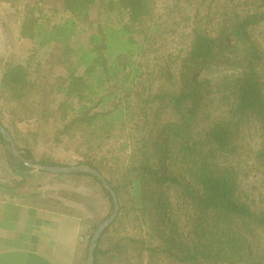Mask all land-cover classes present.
<instances>
[{
  "label": "trees",
  "instance_id": "trees-1",
  "mask_svg": "<svg viewBox=\"0 0 264 264\" xmlns=\"http://www.w3.org/2000/svg\"><path fill=\"white\" fill-rule=\"evenodd\" d=\"M43 1L54 3L57 10L71 17L48 25L43 21L39 0H34L33 6L27 5L22 35L35 47L25 62L7 67L0 85L11 104L12 121L23 123L38 118L32 107L37 87L36 57L49 44L62 46L63 55L68 56L66 62L71 63L57 86L65 100L59 107L62 123L51 136L54 144H61L66 137L79 136L82 141L76 150L83 158L88 157L100 149L103 140L110 139L118 124L125 125L131 103H138V108L143 106L141 112L146 117L145 110L157 105L151 129V118L145 120L148 136L135 151L125 186L116 184L105 174L120 201L122 191L129 192L127 184L139 183L143 191V215L156 212L157 224L152 228L162 243L156 245L152 240L129 238L137 244L139 252L164 255L181 264H264V256L251 251L255 233L264 231V210H254L239 196L240 174L229 161L231 156L239 154V139L255 120L262 136L255 160L264 177V52L251 34V29L264 21V0H258L259 4L256 0H246L254 6L243 11L232 6L217 34L210 33L197 20L189 49L176 59V75L171 72L169 61L158 64L160 85L146 96L145 89H138L136 85L142 64L135 57L146 53L136 34L150 27L154 0H118L117 10L126 21L120 27H100L87 44L78 47L73 46L79 26L75 18H88L98 0ZM72 54L76 55L74 61ZM213 62L229 64L240 71L219 85L221 102L228 109L227 115L220 119H214L208 109L211 89L198 78L200 68ZM117 81L121 82L119 90L108 88V84ZM168 111L173 118L165 117ZM200 123H204V128L196 129ZM0 143L6 148L14 172L24 177L33 169L23 158L45 165H70L50 156L38 158L30 145L17 147L16 151L1 130ZM83 163L103 173L96 161H77V164ZM70 174L93 177L113 202L111 192L98 177L82 171ZM173 186L179 187L181 199L191 204L193 236L190 242L176 235L177 224L171 226L166 219L170 208L163 195ZM148 198L154 203L152 206L147 203ZM98 226L95 224L94 230ZM107 232L108 229L95 250V264H100L103 256L113 259L128 249L120 241L108 240ZM107 240L109 247L104 245Z\"/></svg>",
  "mask_w": 264,
  "mask_h": 264
},
{
  "label": "rangeland",
  "instance_id": "rangeland-1",
  "mask_svg": "<svg viewBox=\"0 0 264 264\" xmlns=\"http://www.w3.org/2000/svg\"><path fill=\"white\" fill-rule=\"evenodd\" d=\"M14 2V0H10ZM111 0H98L90 9L89 16L86 19L75 18L78 21V30L73 38V46L87 44L89 37L96 33L100 27H120L126 18L119 15L117 10L118 0L114 4ZM251 2V0H249ZM246 0H154L152 10L153 17L149 22V28H144L142 33L136 34V39L146 49L145 56H136L135 60L142 64L141 75L137 79L139 88L145 89L144 95L154 92L160 85L159 75L157 74V65L165 64L169 61L171 72L176 75L178 55H183L190 46L192 31L196 21L200 23L210 33L217 34L219 26L230 11L232 6L238 10H247L253 7ZM19 4L15 11L6 7L0 8V39H5V44L0 45V71L3 63L22 62L27 59L30 50L35 47L30 39L19 36L18 24L23 22L27 5L33 6L34 0H16ZM259 4L260 1L256 0ZM39 7L44 12L43 21L52 25L61 23L71 17L70 14L57 10L52 2L45 3L39 0ZM58 7V5H56ZM114 7V8H113ZM114 9V10H113ZM38 13V10H36ZM4 34V36H3ZM252 37L259 43L264 52V21L251 29ZM2 39V41H3ZM61 47V48H60ZM56 44L40 49L36 57V72L34 78L37 81L36 95L32 107L36 110L40 132L32 143L34 151L38 158L50 156L61 163L77 165L81 159L96 161L103 169V174L112 177L116 184L127 183V169L130 167L132 158L137 147H142L148 128L146 119L151 118L149 127L151 129L153 121V112L157 105H151L145 110L148 117L143 114V106L138 103H131V109L125 125L118 124L112 132L110 139L103 140L100 149L92 152L88 157H82L77 152V147L81 143V137H66L61 144H54L51 136L56 127L62 123L60 104L65 100V96L58 93L57 86L60 83V76L65 72L71 62H66L68 56L63 55L64 48ZM71 60L76 59V55H71ZM11 62V63H12ZM1 73V72H0ZM240 71L234 66L219 62L208 63L202 66L198 72L199 80L204 81L211 89L208 109L214 119H220L227 115L228 109L221 102L222 94L218 90L220 83L228 76H237ZM264 79V67L262 70ZM121 82H112L108 84L111 90H119ZM96 98V97H95ZM98 98H96L97 100ZM137 98L134 96V101ZM140 105H143L142 103ZM78 107L79 104L76 103ZM11 104L8 102L7 94L0 90V122L13 130L9 110ZM73 114L72 112H70ZM165 117L173 118L170 111ZM151 116V117H150ZM29 125L27 129H29ZM204 123L196 125V129H203ZM102 139V138H101ZM125 145V146H124ZM240 152L229 158V161L237 168L240 174L239 196L247 201L254 210L261 212L264 210V177L258 169L255 160V154L261 148L262 136L259 125L255 120L249 123L240 139ZM18 147V146H17ZM106 174V175H105ZM89 186V181L85 180ZM96 190L100 185L96 182ZM128 193L122 191L120 201V212L123 217L114 222L108 228L107 238L114 241H120L127 245V251L115 258L102 257L100 264H181L178 261L165 257L164 255L151 256L148 251L139 252L137 244L132 243L129 238L144 239L147 242L152 240L153 244L162 243L156 237L152 225L157 224L156 212L147 216L143 215L141 207L143 205V191L139 183L127 184ZM89 188V187H88ZM87 188V189H88ZM118 195V193H117ZM101 197L99 201L98 194L79 197L82 207L85 208V217L87 221H96L95 224H101L110 217L114 211V203L104 193L101 188ZM119 198V196H118ZM164 201L169 204L170 212L166 219L168 223L177 224V234L185 242H190L193 236V227L190 220L192 214L191 204L181 199V189L173 186L163 195ZM147 203L152 206L151 199ZM116 218V220L118 219ZM115 220V221H116ZM99 222V223H98ZM94 226L88 231L87 253L85 264H88V251ZM104 245L109 247V241ZM251 251L255 255L264 256V231L258 230L252 240Z\"/></svg>",
  "mask_w": 264,
  "mask_h": 264
},
{
  "label": "crops",
  "instance_id": "crops-1",
  "mask_svg": "<svg viewBox=\"0 0 264 264\" xmlns=\"http://www.w3.org/2000/svg\"><path fill=\"white\" fill-rule=\"evenodd\" d=\"M18 4L16 0H0V8L13 11ZM24 20L17 27L23 39ZM2 39L0 45L5 44ZM11 62L6 60L2 65L0 85L7 67L16 64ZM10 120L13 130L5 126L16 145L34 148L32 141L40 132L37 119L23 123ZM95 183L88 175L37 170H31L25 177L18 175L0 143V264H85L88 231L96 221H87L78 198L98 194L100 201L101 186L96 190Z\"/></svg>",
  "mask_w": 264,
  "mask_h": 264
},
{
  "label": "water",
  "instance_id": "water-1",
  "mask_svg": "<svg viewBox=\"0 0 264 264\" xmlns=\"http://www.w3.org/2000/svg\"><path fill=\"white\" fill-rule=\"evenodd\" d=\"M0 130L2 131L6 139L11 143L12 147L17 151V145H16V142H15V139L12 133L1 122H0ZM17 153L18 155L21 154L20 152H17ZM23 160L27 166L37 171H44V172H51V173H63V174H70L74 171H82L85 173H89L93 176L98 177L102 181L104 187L111 192L112 197H113V203H114V211L110 215V217H108L101 224H99V226L95 230L90 240L89 251H88V264H95V250L98 247L99 240L101 239L103 233L115 222L120 212L121 205H120L117 192L109 184L104 174L101 171H99L97 168L91 165H88L85 163L77 164V165H64V166L63 165H45L42 163L30 161L25 158H23Z\"/></svg>",
  "mask_w": 264,
  "mask_h": 264
}]
</instances>
